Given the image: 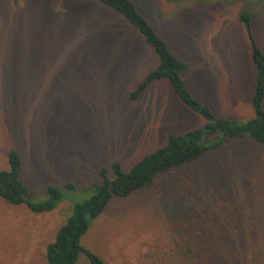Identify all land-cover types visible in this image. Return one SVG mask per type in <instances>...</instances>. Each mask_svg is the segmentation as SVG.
I'll return each instance as SVG.
<instances>
[{
    "label": "rangeland",
    "instance_id": "374dc122",
    "mask_svg": "<svg viewBox=\"0 0 264 264\" xmlns=\"http://www.w3.org/2000/svg\"><path fill=\"white\" fill-rule=\"evenodd\" d=\"M88 1L77 0L79 8L89 7L77 8V54L69 56L65 47L76 42H65L62 33L51 39L46 1L0 0V169L9 167V152L17 149L35 191L73 181L87 185L114 161L127 171L170 133L208 121L180 102L166 81L132 102L129 93L157 57L123 17ZM135 1L172 51L190 61L186 81L197 99L220 118L255 115V67L238 14L254 13L264 46V0ZM185 180L192 196L179 194ZM161 182L165 190L152 187L116 201L94 223L86 244L107 264H139L140 251L172 241L184 231L179 223L194 218L211 231L233 233L220 245L243 251L236 264H264V145L231 140ZM67 196L43 213L0 198V264H47L46 246L72 213L70 201L77 202V193ZM252 246L262 252L254 256ZM78 264L90 263L83 255Z\"/></svg>",
    "mask_w": 264,
    "mask_h": 264
},
{
    "label": "trees",
    "instance_id": "16d2710c",
    "mask_svg": "<svg viewBox=\"0 0 264 264\" xmlns=\"http://www.w3.org/2000/svg\"><path fill=\"white\" fill-rule=\"evenodd\" d=\"M43 1H46L42 2V5L46 6L43 9L48 11L46 23L49 36L52 39L55 34H64L65 42H76L73 47H65L64 54H77V34L74 33V29H77L79 8L77 0ZM79 1L89 4L88 0ZM92 2L95 6L98 4L123 17L157 57L156 65L139 79L129 93L131 101L141 100L150 87L160 81H166L180 102L208 121L203 126L184 133H170L164 143L139 157L127 171L119 161H114L111 168L101 167L98 177L87 185L73 181L63 185L50 184L40 191H35L24 178L23 155L17 149H12L9 152V167L0 169V198L3 201L14 206L26 205L33 212L43 213L57 208L67 199V193H77V202L70 201L72 213L60 226L55 238L46 246L47 264H78L83 255L90 264H107L101 252L86 244V237L94 223L114 202L152 187H156L160 193L166 189V184L161 182L163 177L174 170L199 162L208 154L222 149L231 140L248 139L264 145V46L257 37L255 15L252 11L242 10L238 14L250 44V58L256 73L255 92L252 97L255 115L241 121L232 117H217L208 105L192 94L186 81L191 68L190 61L172 51L171 43L157 30L153 21L135 0ZM32 6L40 9L38 4L35 5V1ZM86 6L89 7L83 4L79 9L84 10ZM82 13L88 18L91 11L86 8ZM58 29L62 32L56 33ZM65 32H68L67 35ZM188 185L186 180L178 183L179 194L192 196ZM181 213L186 218L187 211L183 210ZM179 224V228L184 231H180L181 234L172 241L155 243L149 249L140 251L139 264H236L243 254V251L233 253L229 244L225 249L220 245L225 239L233 237V233L226 229L215 228L216 230L211 231V226L202 218ZM225 230L228 232L226 238ZM252 248L254 256L262 252V249H257L256 246Z\"/></svg>",
    "mask_w": 264,
    "mask_h": 264
}]
</instances>
